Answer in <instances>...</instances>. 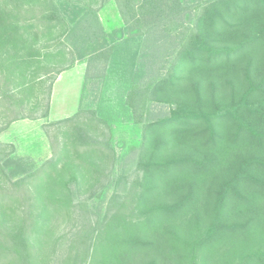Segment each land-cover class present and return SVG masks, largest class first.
<instances>
[{"label": "trees", "instance_id": "1", "mask_svg": "<svg viewBox=\"0 0 264 264\" xmlns=\"http://www.w3.org/2000/svg\"><path fill=\"white\" fill-rule=\"evenodd\" d=\"M114 2L125 30L161 52L157 76L125 98L145 131L139 178L93 226L88 202L115 164L94 111L45 124L51 157L35 170L19 173L0 144V264H264V223L256 232L242 208L264 197V0ZM67 32L54 0H0V134L47 117L69 67L48 50ZM112 53L94 50L86 78L103 77Z\"/></svg>", "mask_w": 264, "mask_h": 264}, {"label": "rangeland", "instance_id": "2", "mask_svg": "<svg viewBox=\"0 0 264 264\" xmlns=\"http://www.w3.org/2000/svg\"><path fill=\"white\" fill-rule=\"evenodd\" d=\"M181 1L201 4L208 0ZM54 4L68 25V32L62 44H51L53 47L48 52L64 51L66 59L63 64L69 67L52 82L47 117L15 122L0 134V144L13 147V154L8 160L21 164L19 173L35 170L51 157L43 126L80 111H94L109 129L115 153V164L107 186L87 205L88 216L94 226L104 221L132 182L139 178L138 155L144 144L145 131L141 124L133 121L125 98L132 86L157 76L158 53L161 52L135 32L125 30L114 0H93L85 4L77 0H54ZM101 45L113 46L107 70L103 77L86 78L87 59ZM51 62L55 61L50 60V65ZM148 103L150 106L153 104L151 101ZM9 152L7 148L6 153ZM5 169L15 170L16 166L5 162ZM242 208L244 215L247 212L256 214L254 223L258 232L264 223V197H257ZM225 212L230 213V204ZM69 228L68 224L59 223L56 236H64ZM66 245V241H59L57 247L61 248L58 250H63ZM225 249L226 246L220 249L221 253Z\"/></svg>", "mask_w": 264, "mask_h": 264}, {"label": "crops", "instance_id": "3", "mask_svg": "<svg viewBox=\"0 0 264 264\" xmlns=\"http://www.w3.org/2000/svg\"><path fill=\"white\" fill-rule=\"evenodd\" d=\"M15 123H13V125H14ZM10 128V127H9Z\"/></svg>", "mask_w": 264, "mask_h": 264}]
</instances>
